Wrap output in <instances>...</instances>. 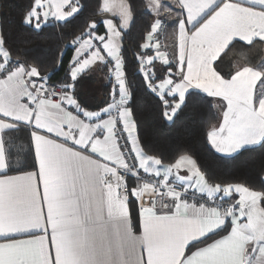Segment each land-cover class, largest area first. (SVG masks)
<instances>
[{"label":"snow or ice","instance_id":"snow-or-ice-1","mask_svg":"<svg viewBox=\"0 0 264 264\" xmlns=\"http://www.w3.org/2000/svg\"><path fill=\"white\" fill-rule=\"evenodd\" d=\"M176 4L178 54L170 59L153 36L164 26L161 10H174L149 0L156 18L138 54L144 90L158 97L168 122L186 106V94L220 97L226 111L208 133L211 148L224 158L264 148V68L246 66L225 79L213 67L234 40L264 41V0ZM82 7L80 0H31L22 24L35 31L59 27ZM102 11L118 15L119 27L108 19L106 34L97 35L93 23L87 39L74 41L76 56L58 98L37 67L14 58L0 33V264H113L108 224L123 256L129 230L135 237L130 197L139 202L143 229L134 264H264V175L254 182L258 190L213 185L187 153L167 164L147 154L122 59L132 10L125 0H105ZM97 61L114 83L106 106L90 111L75 87ZM85 217L95 221L87 232Z\"/></svg>","mask_w":264,"mask_h":264},{"label":"trees","instance_id":"trees-1","mask_svg":"<svg viewBox=\"0 0 264 264\" xmlns=\"http://www.w3.org/2000/svg\"><path fill=\"white\" fill-rule=\"evenodd\" d=\"M101 1L80 0L83 7L70 23L59 27L50 23L43 30L35 31L22 24V17L31 0H0V33L14 58L37 67L40 75L47 77L49 82L64 85L69 80L77 46L74 41L85 37L93 23L97 25V34L105 32L100 19L103 14ZM128 2L133 20L129 29L122 32V59L128 82L135 93L138 136L147 154L161 158L167 164L173 162L179 152L187 153L197 161L200 170L213 185L254 184L258 176L264 175V148L256 146L254 150L243 151L236 158H224L217 154L208 141L209 130L219 121L212 98L202 92L186 95V106H182L172 122L161 116L158 97L144 90L143 76L138 72V54L142 51L141 45L146 42L154 17L147 10L145 0ZM263 56L264 41H254L252 44L234 42L216 61L215 68L223 76L229 77L236 62L255 65ZM84 81V78L79 79L75 87L80 103L88 110L102 108L106 101L89 105L79 95ZM130 184H133V179H130ZM254 186L259 189L258 185ZM130 201L132 217L137 226L138 202L134 198Z\"/></svg>","mask_w":264,"mask_h":264},{"label":"crops","instance_id":"crops-1","mask_svg":"<svg viewBox=\"0 0 264 264\" xmlns=\"http://www.w3.org/2000/svg\"><path fill=\"white\" fill-rule=\"evenodd\" d=\"M145 1H146L147 10L153 15L154 20H155V18H156L155 14L149 10V0H145ZM104 2H105V0L101 1V11H102ZM125 2L130 7L128 0H125ZM161 3L164 4L165 6H170L174 10L172 15H168V14L164 13L163 9L161 10V17L160 18L164 21V26L160 31L159 40H158L159 44L161 46V50L166 51L169 58L171 59L174 56V54H178V25H177L178 17L175 13L179 12L180 10L176 4V0H161ZM102 12L110 15V17L106 18V19H102V22H103V25L105 28V32L103 34H97V35H105L106 34V32H107V28H106V24H105L106 20L111 19L112 22L114 24H116L118 27L121 23L120 17L118 15H114L112 12H104V11H102ZM132 17H133V15H132ZM180 18H184V17H180ZM130 25H129V27H130ZM129 27L127 29H129ZM188 28H190V26H188ZM127 29H124V30H127ZM124 30H122V32ZM87 38H88L87 36L83 37V39H87ZM122 38H123V35H122ZM254 41H260V40L257 38ZM234 42H241V43L247 44L246 42H243V41L234 40L231 44H229V46L232 45ZM93 43L96 44L98 47L102 48V45L100 44L99 41H93ZM121 45H122V39H121ZM229 46L223 52H221V54L217 58V60L225 53V51L229 48ZM102 54L106 56V53H102ZM153 55H154V52H153ZM75 56H76V49L74 52L73 59ZM73 59H72V62H73ZM216 61L213 62L214 68H215ZM156 63H157V69H158L160 65H159L158 61ZM246 66L247 67H253L255 69L264 68V56L255 65H250V64H247V63L242 62V61L236 62L234 65V70L229 77L223 76L220 72L217 71L216 68L215 69L223 78L230 79L231 76L236 73V71L242 70V68L246 67ZM163 75H167V73H163ZM83 78L85 79V81H84L81 89L79 90V95L82 97V99L87 101V104H89V105L99 104L102 101L107 102L109 94H110L111 89H112L113 81H114L113 74L110 72L109 67H106L104 64L97 61L94 65L91 66V70L87 71L83 75ZM34 79H36L39 82V78H34ZM257 83L259 86V82H257ZM203 94L207 95L206 93H203ZM209 97L212 98L213 103H214V107L219 114V121L211 127V129L209 130V132H210L213 129L218 128L219 125L223 122V112L226 111V102L223 101L222 98H220V97H211V96H209ZM76 98H77L78 102L80 103V100L78 99L77 96H76ZM105 106H106V104L103 107H105ZM97 110H99V109H97ZM90 111H96V110H90ZM17 135H19V133ZM219 155L222 156V154H219ZM11 174H18V173L13 172ZM181 174H184V173L182 172ZM129 209H130V219L132 221L133 235L135 237H140L142 235L143 229H142V225L140 223L139 205H138V224H137V226L134 224V219L132 217V211H131L130 205H129ZM94 223H95L94 220L85 217V218H83L82 227L87 232V230H89L93 227ZM229 231H230V228H229ZM135 237L132 236L131 231L129 230V232H128V243H127V246L124 248V255L120 256L118 254V252H119V247H118L119 237L117 236L112 224L111 223L108 224L107 239H108V243L110 244L111 250H112L113 264H134L135 254L138 251V243H137V240ZM219 238H221V237H218L215 239H219ZM201 239H203V238H201ZM211 242L212 241H209L207 243H211ZM195 243H196V241L190 242L189 247H192V245ZM203 246H206V244L201 245L200 247H203ZM191 250L195 251L196 249L194 248Z\"/></svg>","mask_w":264,"mask_h":264},{"label":"built area","instance_id":"built-area-1","mask_svg":"<svg viewBox=\"0 0 264 264\" xmlns=\"http://www.w3.org/2000/svg\"><path fill=\"white\" fill-rule=\"evenodd\" d=\"M161 31V30H160ZM160 31H159V33L158 34H155L154 36H153V40L154 41H156V40H159V34H160ZM80 39H83V37L82 38H80ZM113 83H114V81H113ZM46 87H48V88H50L51 90H53L57 95H56V97H54V98H58L59 97V95H60V93L62 92V85H57V84H54V83H51V82H49L48 80H47V82H46ZM130 163L132 162V161H129ZM130 179H133V178H131V177H129L128 178V180H127V182L130 184ZM132 197H130V199H131ZM138 202V201H137ZM138 205H139V202H138Z\"/></svg>","mask_w":264,"mask_h":264},{"label":"water","instance_id":"water-1","mask_svg":"<svg viewBox=\"0 0 264 264\" xmlns=\"http://www.w3.org/2000/svg\"><path fill=\"white\" fill-rule=\"evenodd\" d=\"M110 15L106 14V13H103L100 15V19H106V18H109Z\"/></svg>","mask_w":264,"mask_h":264}]
</instances>
